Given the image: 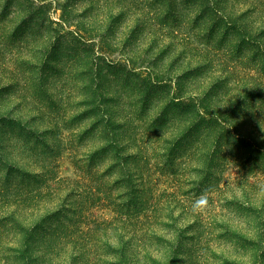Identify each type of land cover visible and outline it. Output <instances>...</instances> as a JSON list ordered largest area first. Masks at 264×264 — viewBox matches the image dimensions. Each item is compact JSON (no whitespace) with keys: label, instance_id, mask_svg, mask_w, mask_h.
<instances>
[{"label":"trees","instance_id":"trees-1","mask_svg":"<svg viewBox=\"0 0 264 264\" xmlns=\"http://www.w3.org/2000/svg\"><path fill=\"white\" fill-rule=\"evenodd\" d=\"M160 1L165 2L158 29L162 53L179 50L167 71L183 70L169 102L176 108L171 114L175 133H148L155 136H149L144 147L128 144L136 152L125 156L114 139L88 153H82L81 144V149L71 147V139L68 152L80 172L78 188L61 197L60 180L49 165L42 175L32 176L46 187L49 182L58 184L50 186L55 197L42 219L51 222L36 236L38 247H31L30 233L11 250L13 264H94L90 260L95 257L87 256L82 245L63 246L75 233L94 242L96 232L107 233V264H176L192 259L198 260L195 264H264V0H184V8L176 11L173 0ZM123 14L111 21L118 23ZM107 32L111 36L115 31L108 27ZM69 34L74 43L91 37L80 25ZM167 39L168 45L163 43ZM114 40L113 36L107 43L112 48L117 46ZM99 46L110 52L106 45ZM136 59L103 57L113 71L127 67V75H134ZM153 74L151 86L143 90V106L155 92L153 86L162 82ZM167 111L155 117L153 126L166 119ZM146 145L149 154L143 157ZM112 152L115 159L101 169L103 157ZM113 175L116 179L111 181ZM155 176L169 179L177 188L161 192L163 203L156 195ZM198 199H206L213 208L195 210ZM99 204L112 215L108 221L88 218ZM82 225L89 227L87 231Z\"/></svg>","mask_w":264,"mask_h":264},{"label":"rangeland","instance_id":"rangeland-1","mask_svg":"<svg viewBox=\"0 0 264 264\" xmlns=\"http://www.w3.org/2000/svg\"><path fill=\"white\" fill-rule=\"evenodd\" d=\"M184 2L173 0L171 5L176 11L181 6L184 8ZM164 3L160 0H0V264H13L11 250L25 241V235L27 238L31 233L30 245L38 247L36 236L50 225L51 221L42 219L55 197L50 186L58 187V184L49 182L46 187L33 175H42L49 165V171L55 170L56 181L60 180L61 197L78 188L75 182L81 179L80 172L68 152L71 139V147L81 144L82 153L114 139L125 156L136 152L134 146L127 148L128 144L135 142V147H144L148 137L155 136L148 133H175V118L171 114L176 108L169 102L175 79L183 70L167 71L179 50L162 53L158 29ZM120 13L124 16L118 23L112 22L110 17ZM172 20L173 17L169 19ZM76 25L91 35L85 42L72 40L69 33ZM108 27L115 31L111 36ZM113 36L117 46L112 48L107 43ZM99 43L110 52L101 51ZM163 43L168 45L169 40ZM105 56L121 62L128 57L137 58L134 75H127V67L124 71H113L103 61ZM119 72L123 76L117 77ZM153 72L162 82L153 86L155 92L143 106V90L151 86L149 77ZM166 109V119L155 124L158 128L153 126L155 117ZM87 131L90 134L83 136ZM100 133L106 136L101 138ZM148 149L146 145L143 157L148 156ZM114 159L113 152L105 155L101 169H106ZM155 178L159 179L154 187L156 195L163 203L161 192L171 193L177 188L167 178ZM180 181L183 183L184 178ZM185 187L182 186V191ZM255 192H251L253 198ZM183 195L180 192L179 199ZM207 208L213 207L207 205ZM111 217L102 204L93 206L88 215L91 221L99 222ZM33 227L36 229L32 234ZM88 228L81 227L83 231ZM95 235L93 242L75 233L66 239L63 247L69 249L70 243L76 242L85 248L87 256L95 257L90 260L94 264H107L109 255L104 245L107 233ZM196 262L192 259L176 264Z\"/></svg>","mask_w":264,"mask_h":264},{"label":"clouds","instance_id":"clouds-1","mask_svg":"<svg viewBox=\"0 0 264 264\" xmlns=\"http://www.w3.org/2000/svg\"><path fill=\"white\" fill-rule=\"evenodd\" d=\"M207 207L206 199H198L197 204L194 206L195 210L203 211Z\"/></svg>","mask_w":264,"mask_h":264}]
</instances>
